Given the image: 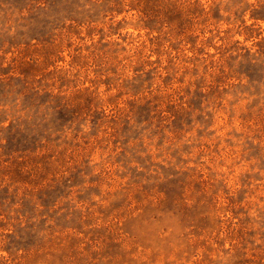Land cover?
I'll return each instance as SVG.
<instances>
[{
	"label": "rangeland",
	"instance_id": "obj_1",
	"mask_svg": "<svg viewBox=\"0 0 264 264\" xmlns=\"http://www.w3.org/2000/svg\"><path fill=\"white\" fill-rule=\"evenodd\" d=\"M0 264H264V0H0Z\"/></svg>",
	"mask_w": 264,
	"mask_h": 264
}]
</instances>
